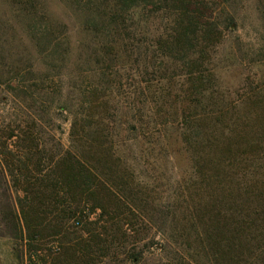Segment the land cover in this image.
Returning <instances> with one entry per match:
<instances>
[{
    "label": "trees",
    "instance_id": "1",
    "mask_svg": "<svg viewBox=\"0 0 264 264\" xmlns=\"http://www.w3.org/2000/svg\"><path fill=\"white\" fill-rule=\"evenodd\" d=\"M70 2L82 14V32L90 42H94L91 55L97 54V59L102 58L107 65H116L117 60L125 59L120 61L122 67L130 56L124 53L118 30L123 12L132 10L146 17L149 13L170 10L166 30L157 42L161 53L158 56L160 59H156L162 60L160 63L165 71H156L152 66V55L148 56L145 52L137 53V62L145 74L153 76L155 73L158 76L156 82L164 76L169 80L167 83L173 82L171 80L176 75L183 78L182 85L185 84L180 90L183 99L173 108L172 114L168 107L159 114L162 116L159 122L164 129L172 124L168 118H172V122L174 120L177 130L175 141L178 143L175 151L184 154L197 180L196 191L193 189L196 199L181 201L188 213V219H182L183 226L186 224L193 230L195 242L211 245L213 211L218 210L222 216L237 212L240 218L231 217L228 220L227 240L230 244L225 245H235L244 240L261 245L264 231L262 212L256 206L252 210L250 206L247 208L248 205L238 209L236 202L234 207L221 204L224 203L222 197L231 196L225 184L229 186L233 176L229 170L236 159L239 164L245 163L240 175L245 174L248 178L243 192L251 200L250 203L256 201L258 204L257 199L264 195L255 190L253 184L255 171L259 168L256 163L259 138L256 137L257 130L252 129L250 124L264 114V94H252L250 102L241 104L201 102L205 96H208L206 100L212 95L207 87L213 78L208 70L211 65L209 48L221 38L222 28L235 27L233 15L222 7L221 27L216 10L214 20L211 17L212 7L206 0ZM12 4L13 11L17 12L13 13V18L20 25L23 38L30 42L33 51L43 54L39 57L41 69L33 67L28 50L29 57H24L27 62L22 69L13 67L15 59L10 54L5 64L1 40L0 87L8 102L16 101L18 96V100L30 98L36 111L44 113L50 105L37 99L40 94H46L47 89L39 88L36 98L26 82L49 83L67 65L63 57H59L60 45L53 38L51 27L40 21L33 0H13ZM11 34L14 40V33ZM20 39L19 43H22ZM92 57L87 56L84 63H96L97 59L95 61ZM174 70L178 73L175 74ZM159 94L164 101L169 91L161 89ZM58 103L55 108L71 114L68 148L59 145L53 150L44 148L39 138L40 120L36 117L14 119L11 125L2 128L5 132L0 136V181L2 179L5 188L14 192L13 206L5 216L9 225L8 236L22 245V264H136L141 252L130 249L139 240L138 232L134 233L137 227L134 226L141 218L144 219L142 212L148 201L138 195L128 168L121 163L107 135L101 136L98 121H93L92 116L86 113L91 108L87 100L82 97L73 111L61 105L62 102ZM228 113L231 114L227 117ZM154 117L147 118L153 120ZM148 119L142 125L153 122ZM135 126L142 127L139 123V126H132L133 130H136ZM247 159L249 162H246ZM213 181L216 191L211 188ZM149 204L154 203L151 201ZM147 219L152 222V217ZM47 243L51 245L46 246Z\"/></svg>",
    "mask_w": 264,
    "mask_h": 264
},
{
    "label": "rangeland",
    "instance_id": "2",
    "mask_svg": "<svg viewBox=\"0 0 264 264\" xmlns=\"http://www.w3.org/2000/svg\"><path fill=\"white\" fill-rule=\"evenodd\" d=\"M12 1L0 0V42L2 40L4 44L1 52L3 62L7 63L10 54L15 59L13 67L22 69L27 62L24 57H29V54L27 55L29 51L33 67L41 69L39 57L43 54L33 51L30 42L20 33V25L13 18L17 12L13 11ZM206 1L208 6L212 7V18L215 17L216 10V17H219L217 21L221 27L224 16L222 7L224 11L233 15L236 23L233 29L222 28L221 38L209 48L211 65L208 66V70L213 74V78L207 87L212 95L211 99L206 100L208 96H205L201 102L228 105L250 102V97L255 93L260 96L264 94V0ZM33 2L40 21L51 27L53 38L60 45L59 57H63L67 67L62 68L61 74L52 78L49 83L41 85L37 81L26 82L33 97L37 98L39 88L47 89L46 94H40L37 99L50 105L44 113L36 111L30 98L18 100V96L16 101L8 102L9 99L4 98V91L0 87V136L5 132L2 128L11 125L14 119L36 117L40 120L39 138L43 141L44 148L53 150L57 145L68 148L71 114L67 110L55 108V105L62 102L61 105L73 111L84 97L89 103L88 107H91L86 113L92 116L93 121H98L101 136L107 135L113 150L121 158V163L128 168V174L138 195L148 201L142 212L144 219L141 218L137 221L138 225L134 226L137 227L134 233L138 232L139 240L130 249L141 252L136 264H264V231L261 235V245L246 240L238 244L235 242V245H225L230 244L227 240L228 220L231 217L240 218L237 212L232 214L228 212L225 213L226 216H222L218 210L213 211L211 245L195 242L193 230L186 224L183 226L182 219H188V213L181 201L196 199L194 190L197 180L193 177V171L189 168L190 163L186 162L184 154L175 151L178 143L175 141L177 130L174 120L172 122V118H168L172 124L164 129L159 122L162 121L159 114L164 113L163 110L167 107L172 114L173 108L183 99L180 90L185 84L182 85L183 78L176 75H173L176 77L171 80L173 82L167 83L169 80L165 79L166 76L156 82L158 76L155 73L154 77L145 74L137 62V53L145 52L148 56L152 55V66L156 71L157 69H160V72L165 71L162 70L160 63L162 60H157L160 59L158 56L161 53L157 42L166 30V19L170 17V10L149 13L146 17L132 10L123 12L118 30L124 53L130 56L122 67L120 61L125 59L117 60L116 65H112L113 63L107 65L102 58L97 59V54H92V58L95 61L97 59L96 63L93 64L91 61L90 64L84 63L87 56H92L91 49L95 45L93 40L90 42L89 37L82 32V14L70 0ZM11 32L14 33V40ZM19 39L23 44L19 43ZM205 68L206 65L203 69ZM173 72L178 73L175 70ZM161 89L169 91V95L164 96V101L159 94ZM177 93L179 96L176 97ZM230 114L228 113L227 117ZM148 116L155 117L152 120L148 119ZM261 116V119L253 120L250 124L252 129L257 130L256 137L259 138L256 161L259 168L255 171L256 178L253 179V184L255 190L264 193V114ZM146 119L153 122L142 125ZM139 123L142 127L135 126L136 130H133L132 126H139ZM238 161L236 159L232 162L229 171L233 176L229 186L228 183L225 184L231 196L222 197L221 194L224 202L221 205L234 207L236 202L238 209L248 205L247 208L250 206V210L256 206L264 216V195L257 199L258 204L256 201L251 204V200L243 192L246 188L244 183L248 184V178L245 174L240 175L245 163L239 164ZM246 162H249V159ZM215 187L216 183L213 181L211 188L214 191L217 190ZM13 201L14 192L5 188L1 179L0 264L23 262V247L19 241L8 236L9 225L7 226L5 220ZM151 201L154 204L150 205ZM246 212L249 213L247 210ZM246 212L244 214H247ZM248 215L252 217L251 213ZM147 217H152V222ZM48 245L51 244L47 243L46 246Z\"/></svg>",
    "mask_w": 264,
    "mask_h": 264
}]
</instances>
